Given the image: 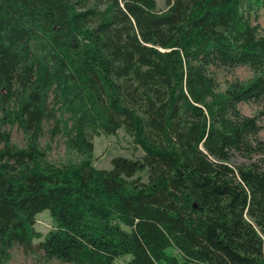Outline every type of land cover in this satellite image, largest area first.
Returning <instances> with one entry per match:
<instances>
[{"label":"trees","instance_id":"trees-1","mask_svg":"<svg viewBox=\"0 0 264 264\" xmlns=\"http://www.w3.org/2000/svg\"><path fill=\"white\" fill-rule=\"evenodd\" d=\"M165 4L0 0V264L15 246L67 264H264V0ZM239 67L252 76L219 81ZM120 130L138 156L95 167L94 139ZM48 134L80 161H50Z\"/></svg>","mask_w":264,"mask_h":264},{"label":"rangeland","instance_id":"rangeland-1","mask_svg":"<svg viewBox=\"0 0 264 264\" xmlns=\"http://www.w3.org/2000/svg\"><path fill=\"white\" fill-rule=\"evenodd\" d=\"M166 0H157L159 9L166 8ZM261 27V33L264 35V10L259 12V18L256 21ZM252 76L251 71L247 67H239L232 73L222 72L219 76V81L224 83L226 79L237 78L239 80H247ZM224 87V85H223ZM241 111L245 115H254L260 110L258 104H243L240 106ZM264 124V121H262ZM50 134L46 138L42 139L43 147L46 149L48 158L50 161L61 164L64 162H77L78 155L69 150L64 139L60 136L50 138ZM259 137L264 140V128L261 130ZM13 143L19 147H25L26 138L22 131L16 127L13 130ZM94 153L93 164L97 168H111V159L116 156L124 157H137L138 155L133 150V146L130 143V137L120 130L115 136H100L94 139ZM238 163L243 162L241 159L237 160ZM42 235H45L53 228V220L50 217L48 211H45L37 216V223L35 225ZM11 258L7 264H67L57 260L45 261L42 257V253L36 248L30 252H24L22 247L15 246L10 250ZM126 259V258H125ZM125 259L118 260L115 264H126Z\"/></svg>","mask_w":264,"mask_h":264}]
</instances>
